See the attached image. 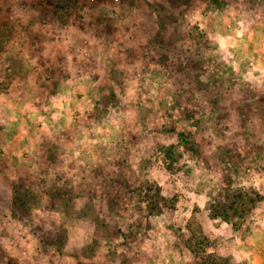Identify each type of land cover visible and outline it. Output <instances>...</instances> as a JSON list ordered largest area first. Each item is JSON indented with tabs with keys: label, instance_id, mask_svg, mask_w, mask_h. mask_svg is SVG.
Wrapping results in <instances>:
<instances>
[{
	"label": "rangeland",
	"instance_id": "374dc122",
	"mask_svg": "<svg viewBox=\"0 0 264 264\" xmlns=\"http://www.w3.org/2000/svg\"><path fill=\"white\" fill-rule=\"evenodd\" d=\"M214 260L264 264V0H0V264Z\"/></svg>",
	"mask_w": 264,
	"mask_h": 264
},
{
	"label": "trees",
	"instance_id": "16d2710c",
	"mask_svg": "<svg viewBox=\"0 0 264 264\" xmlns=\"http://www.w3.org/2000/svg\"><path fill=\"white\" fill-rule=\"evenodd\" d=\"M255 197H252L251 194L246 191L244 192L240 190V192L237 193V195L233 197L234 199L229 201V203L227 202V204H223V202L219 201V204L214 205L211 210L212 218L221 219L226 223L236 226V221H238L237 217L246 214L251 207L255 206L257 203V198ZM152 199L154 200V198ZM161 201H164V199L161 198ZM156 203V206L159 208V203ZM214 263L217 264L216 260H214ZM219 264H230V262L228 260H222Z\"/></svg>",
	"mask_w": 264,
	"mask_h": 264
}]
</instances>
